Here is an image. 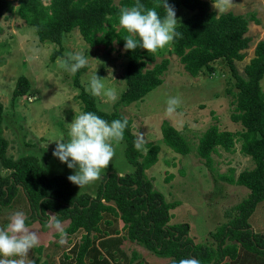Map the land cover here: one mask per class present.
Wrapping results in <instances>:
<instances>
[{
  "label": "trees",
  "instance_id": "obj_1",
  "mask_svg": "<svg viewBox=\"0 0 264 264\" xmlns=\"http://www.w3.org/2000/svg\"><path fill=\"white\" fill-rule=\"evenodd\" d=\"M222 1L167 0L175 11L179 7L191 11L176 26L181 36L171 43L172 53L194 78L211 76L218 62L226 63L237 90L232 119L243 129L232 132L220 130L217 124H213L203 132L196 146L168 121L162 123L161 133L163 142L172 151L189 155L195 150L215 181L222 179L246 187L248 196L234 206L228 221L211 233L215 244H196L188 237L187 224H169L170 212L179 202H167L146 174L158 162L161 148L155 143L146 144V151L142 147L134 148L137 139L132 132L131 120L127 119L128 127L122 140L126 145L125 158L133 171L124 175L106 174L96 196L75 194L73 183L62 174L47 176L44 166L33 155L17 160L8 157V141L0 131V163L9 171L7 175L0 174V212L13 204L21 188L30 209V215L25 219L27 226L40 220L42 227L47 229L50 214H53V225L57 220L69 222L66 234L84 231L72 251L63 254L60 264H110L104 255L111 254L107 248L112 243L103 239L119 234V221L123 223L124 236L116 237L115 242H135L158 258L170 259V264H178L179 260L189 257L196 258L200 264H264V234L254 233L249 223L258 203L264 201V91L261 86L264 41L256 47L254 58L244 67L245 75H242L237 62L245 59L250 47L252 40L247 34L250 20H255V16L233 12L218 15L212 10V4ZM16 2L18 16L33 29L38 41L59 46V50L52 54L51 60H54L64 55L65 36L75 29L91 48L103 46L111 53L116 46L123 47L125 33L118 25V13L133 0H120L118 5L113 0H0V17L5 12H12ZM141 2L163 15L161 0ZM124 58L125 89L112 112L99 109L96 96L90 95L80 83L81 71L75 73V87L80 89L76 99L81 102L83 111L94 112L107 121L125 118L118 108L143 100L163 84L169 59L156 63V54L144 49L125 50ZM30 90L29 79L20 76L13 90V101L26 96ZM228 93L232 92L228 90ZM3 110L0 102V128ZM238 142L241 153L254 162L253 169L238 176H235L234 169L229 175L216 174L213 155L219 154L220 150L233 153ZM116 249V260L125 258L134 263L139 259L137 253L126 257L119 252L118 246ZM137 264L145 263L139 260Z\"/></svg>",
  "mask_w": 264,
  "mask_h": 264
},
{
  "label": "rangeland",
  "instance_id": "obj_2",
  "mask_svg": "<svg viewBox=\"0 0 264 264\" xmlns=\"http://www.w3.org/2000/svg\"><path fill=\"white\" fill-rule=\"evenodd\" d=\"M113 1L118 5L120 0ZM17 9L16 2L12 12H5L0 17V102L4 108L0 131L8 141L6 154L14 160L28 154L33 155L44 166L47 176L62 174L67 177L73 170L52 156L55 142L51 141L56 138L67 139L69 125L66 123H70L83 110L81 102L76 99L80 89L75 87V74L66 72L63 64L74 52H82L88 57L87 66L80 69V83L85 88L88 75L96 71L106 87L112 88L116 94L114 101L103 95L96 96L98 107L102 111L112 112L125 89V50L116 46L113 52L108 53L103 46L91 48L75 29L65 36L64 55L51 60L53 52L59 50V46L39 42L33 29L18 16ZM212 10L218 15L233 12L255 16V20H250L247 34L252 40L250 47L246 50L245 59L237 62L239 72L245 75L244 67L254 58L258 44L264 41V0H223L212 4ZM175 14L178 25L191 11L179 7ZM155 54L156 63L165 58L170 61L163 84L143 100L117 110L132 121V132L136 139L142 136L141 147L144 151L148 143L158 144L161 148L158 162L146 174L153 181L154 187L163 193L167 202H179L170 212L172 217L169 224H187L188 237L196 244H215L211 233L228 221L234 206L248 196L249 190L222 179L215 181L195 150L189 155L172 151L163 142L161 126L164 121H168L194 146L198 144L203 132L213 124H217L220 130L241 131L242 125L232 119L236 101L234 93L237 92L235 81L224 61L218 62L213 75L194 78L172 53V44L157 50ZM20 76L29 79L31 90L26 96L13 101V90ZM261 86L264 91V79ZM228 90L232 93L229 94ZM170 96H178L180 106L174 113L167 114L166 100ZM125 148L123 140L114 142V155L100 177L80 189L73 184L74 193L96 196L106 174L131 173L133 168L125 158ZM213 158L216 174L229 175L231 169H234L235 176H238L254 167L252 159L241 153L239 142L233 153L220 150ZM8 173L0 163V174ZM14 211L23 212L25 219L30 215L29 204L21 188L13 204L0 212V227L7 223V218ZM52 220L53 214H50L47 229L42 227L40 220L26 225L38 234L39 244L29 250L25 264H60V259L71 248L74 240H80L78 235L72 237L65 233L69 222H62L56 227L51 223ZM249 223L254 233L264 234V201L258 203ZM61 232L64 233L63 244L58 243ZM125 245L130 255L128 257H131L132 251H138L145 264L171 262L170 259L158 258L135 242L129 241ZM38 248H42L41 251ZM138 262L139 260L134 264Z\"/></svg>",
  "mask_w": 264,
  "mask_h": 264
},
{
  "label": "clouds",
  "instance_id": "obj_3",
  "mask_svg": "<svg viewBox=\"0 0 264 264\" xmlns=\"http://www.w3.org/2000/svg\"><path fill=\"white\" fill-rule=\"evenodd\" d=\"M161 6L163 15L158 14L154 7H145L141 0H133L131 5L119 9L118 25L125 33L124 50L144 49L147 53H155L181 36L176 28L175 8L167 0H161ZM87 64L88 57L82 52H74L68 56L63 68L75 74ZM85 90L92 96L103 95L110 101L116 99L114 90L106 87L96 71L88 75ZM179 106V97L170 96L166 100L165 112L172 114ZM66 124L69 125L67 139L51 141L55 142L52 156L73 170L67 179L80 189L97 180L109 165L114 155V142L123 139L128 120L119 118L107 121L94 112L82 111ZM142 143L140 136L133 146L140 149ZM59 224L58 220L54 222L56 227ZM59 237L58 243L63 244L64 233H59ZM38 244L39 236L26 226L23 212L14 211L7 218V223L0 227V264H25L29 250ZM178 264H200V261L189 257L179 260Z\"/></svg>",
  "mask_w": 264,
  "mask_h": 264
},
{
  "label": "crops",
  "instance_id": "obj_4",
  "mask_svg": "<svg viewBox=\"0 0 264 264\" xmlns=\"http://www.w3.org/2000/svg\"><path fill=\"white\" fill-rule=\"evenodd\" d=\"M65 222H68V221H65ZM119 226V230H120V232H119V234H117V235H111V236H107V237H105L103 240H111V243H112V245L109 247V248H107V250H110L111 251V254H107V253H105V252H103V254L105 253V257H106V259H108L109 260V262H110V264H134V263H136L138 260H141L140 258V255L137 253L138 251H132V254L133 253H137V255H138V260L137 261H135L134 263H130V262H128L125 258H123L124 260H122V258H119V260L117 259L116 260V252H117V249H116V247L118 246V249H119V252H121V253H124L125 254V256L127 257V256H130L129 254H128V252H127V250L125 249V247H126V245H125V243L126 242H129L128 240H124L123 241V243L122 244H118L117 242H115L114 240H115V238L116 237H121V238H123V236H124V233H123V231H122V228H123V223L121 222V221H119V224H118ZM84 234V231H79L78 233H76V234H74V235H70V236H72V237H75V236H77V238H79L80 237V239H81V236ZM68 235V234H67ZM100 241H101V239H99L98 241H97V246H98V243H100ZM80 242V240H78V241H75L74 240V242L71 244V248H68V252L70 253L71 251H72V249L74 248V246H75V244H77V243H79ZM138 246V245H137ZM140 248H141V246H139ZM143 249V248H142ZM113 254V255H112ZM110 256V257H109ZM131 257H132V255H131ZM141 261H143V260H141Z\"/></svg>",
  "mask_w": 264,
  "mask_h": 264
}]
</instances>
